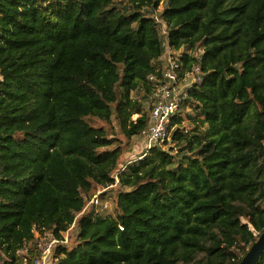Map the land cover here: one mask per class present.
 <instances>
[{"label": "trees", "instance_id": "16d2710c", "mask_svg": "<svg viewBox=\"0 0 264 264\" xmlns=\"http://www.w3.org/2000/svg\"><path fill=\"white\" fill-rule=\"evenodd\" d=\"M167 47L191 127L123 169ZM263 202L264 0H0V263L70 231L57 264H238Z\"/></svg>", "mask_w": 264, "mask_h": 264}, {"label": "built area", "instance_id": "2783aa9c", "mask_svg": "<svg viewBox=\"0 0 264 264\" xmlns=\"http://www.w3.org/2000/svg\"><path fill=\"white\" fill-rule=\"evenodd\" d=\"M155 18L158 23H161L157 16ZM160 29L162 34H166L164 24H161ZM163 63L164 67L159 78L155 75L148 76V81L153 87L151 92L152 104L148 126L141 134L144 154L138 159L146 156V152L153 146H165V144L170 142L171 133L174 129V126L171 125L172 120L185 104L189 90L194 85L199 84L202 79L200 69L196 65L190 71H183L179 53L169 47L163 53ZM130 163L132 162L127 163V165ZM115 182H118L117 178H115ZM99 195L100 193L95 194L90 199L89 204L102 206V209L108 208L109 203L107 201L101 202ZM242 223L246 224L247 222L242 220ZM251 231L257 237L258 234L252 228ZM67 233L68 231L65 234ZM65 234H63V241H61L49 232L44 234L37 233L32 242L24 243L15 251V263L57 264L58 260L54 258L53 251L59 243H67L68 240L65 238ZM0 264L3 263L1 262Z\"/></svg>", "mask_w": 264, "mask_h": 264}, {"label": "rangeland", "instance_id": "374dc122", "mask_svg": "<svg viewBox=\"0 0 264 264\" xmlns=\"http://www.w3.org/2000/svg\"><path fill=\"white\" fill-rule=\"evenodd\" d=\"M144 95V92L143 91H141V92H133L132 94H131V96L133 97V98H136V99H139V98H141L142 96ZM182 114H183V126H185V127H191V123H189L188 121H187V117H186V115L189 113H192L191 112V110H189V109H187V108H183L182 109ZM137 116L136 115H134L132 118L133 119H135ZM117 138L118 139H121V140H123L124 141V143H126V145L123 147L124 148V154H123V158H122V161H121V166L123 167V169L125 168L124 166H125V164H127L128 162L127 161H129L131 158H130V156L131 155H134V158L137 156V155H139L142 151H143V141H142V139H140V138H133L131 141H130V146L129 145H127V142H126V140L122 137V135H120V134H118L117 135ZM167 146L168 147H172V146H174V143L170 140V142L167 144ZM133 159V158H132ZM127 162V163H126ZM103 191H98L96 194H98V193H102ZM101 196V195H100ZM89 202L90 201H88L87 202V204H86V206L87 207H89V206H91L90 204H89ZM102 202V201H101ZM103 202H105V201H103ZM86 207V208H87ZM70 236H71V232L69 231L67 234H65V238L68 240L69 238H70Z\"/></svg>", "mask_w": 264, "mask_h": 264}, {"label": "water", "instance_id": "95a60500", "mask_svg": "<svg viewBox=\"0 0 264 264\" xmlns=\"http://www.w3.org/2000/svg\"><path fill=\"white\" fill-rule=\"evenodd\" d=\"M264 251V231L257 237L238 264H256Z\"/></svg>", "mask_w": 264, "mask_h": 264}]
</instances>
